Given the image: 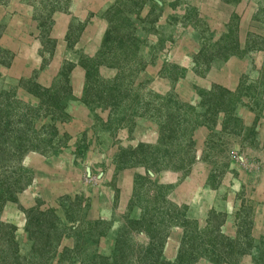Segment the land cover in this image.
I'll return each instance as SVG.
<instances>
[{
    "label": "rangeland",
    "instance_id": "obj_1",
    "mask_svg": "<svg viewBox=\"0 0 264 264\" xmlns=\"http://www.w3.org/2000/svg\"><path fill=\"white\" fill-rule=\"evenodd\" d=\"M71 2L0 0V264H264L244 188L196 214L176 192L198 162L211 186L249 169L247 138L264 154L234 110L264 117V0H113L95 40ZM245 55L253 81L202 85Z\"/></svg>",
    "mask_w": 264,
    "mask_h": 264
},
{
    "label": "crops",
    "instance_id": "obj_2",
    "mask_svg": "<svg viewBox=\"0 0 264 264\" xmlns=\"http://www.w3.org/2000/svg\"><path fill=\"white\" fill-rule=\"evenodd\" d=\"M112 1L113 0H72L70 7L76 9L81 6L84 7V10L93 11L95 15L86 24L82 39L89 37V40H95L100 37L103 30L102 28L104 27V21L100 14ZM54 27L57 29L56 24ZM55 59L56 58H54V60ZM252 64V58L246 55L241 57L232 56L222 65L217 67L212 65L206 69L203 76L204 78H202L204 81L202 85L207 87L210 84L208 80H212L216 84L234 90L240 82L242 72L247 75V79L250 81H253L252 78L258 74V69L254 68ZM257 64H259V61H257ZM78 71L80 73V68H75L73 72V81H75L79 75V73H77ZM183 84L184 82L181 81L179 86L182 87ZM191 86L186 87L190 88ZM74 93L77 96L80 94V92L76 90ZM245 98L249 97L246 96ZM71 109L74 117L72 122L81 124L89 120L87 107L81 104L80 101L74 100ZM234 110L236 114L242 118L244 128L254 126L256 130L258 129V135H256V137H258L261 142L264 139V117L260 115V117L256 119V114H258L260 109L254 104V100H247L245 103L240 102L235 105ZM122 131H124V129H122ZM206 132H208L207 128L204 125H200L195 130L194 135L199 139ZM121 134L122 133H120L119 136ZM104 137L106 139L109 135L104 132ZM254 142H256L255 138L243 140L242 153L245 157V165L247 168L249 167V169L241 167L239 168L238 174L234 176L233 173V177H231L232 169L228 168L222 181L215 186L205 184V170L204 167H202V164L205 163L198 162L192 167L188 177L182 179L176 188V192L179 191L178 195L180 197L178 198L187 201L191 205L192 214L204 212L207 208L217 205L237 206L238 208L241 205L242 198L239 197L237 190H240L241 187L246 190L245 200L247 199L250 206L256 209L254 211L252 233L258 231L264 232V154L261 156L257 153L250 154L251 147L253 146L252 143ZM230 167H232V165ZM130 173V169H123L118 179L127 182L130 180ZM225 179L227 180L225 181ZM231 224L232 222L229 220V224L225 225L226 230ZM249 256L250 254H246L241 264H247L248 261H250Z\"/></svg>",
    "mask_w": 264,
    "mask_h": 264
}]
</instances>
